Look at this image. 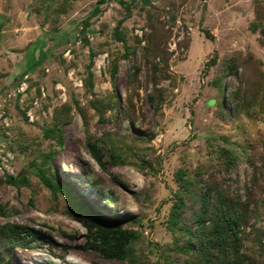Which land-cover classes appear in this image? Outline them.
<instances>
[{
  "label": "rangeland",
  "instance_id": "rangeland-1",
  "mask_svg": "<svg viewBox=\"0 0 264 264\" xmlns=\"http://www.w3.org/2000/svg\"><path fill=\"white\" fill-rule=\"evenodd\" d=\"M41 2L0 0V224L28 225L45 240L8 251L0 240V257L176 264L187 237L167 217L182 169L241 198V251L247 264H264V0H102L94 13L96 0ZM219 77L221 107L211 84ZM38 165L139 232L131 260L82 246L84 226Z\"/></svg>",
  "mask_w": 264,
  "mask_h": 264
},
{
  "label": "trees",
  "instance_id": "trees-1",
  "mask_svg": "<svg viewBox=\"0 0 264 264\" xmlns=\"http://www.w3.org/2000/svg\"><path fill=\"white\" fill-rule=\"evenodd\" d=\"M41 5H50L49 0H40ZM90 13H94L97 3ZM145 2L146 0H142ZM64 2V0H63ZM61 2L59 7H63ZM53 9H55L53 7ZM56 10V9H55ZM87 20L83 19L82 25H86ZM254 23L250 22V28ZM206 36H210L207 29H202ZM114 33L119 37L117 30ZM215 62L213 53L203 62L202 73L205 69ZM228 70L231 67L228 66ZM221 98L216 100L218 106H222V82L219 79L211 80ZM215 101V98L210 99ZM55 142L61 143V134L54 135ZM87 147L96 160L102 166L101 154L94 142H86ZM54 149L44 153V159H49L54 154ZM224 150L226 161L231 160L228 151ZM233 162V161H231ZM226 162V163H231ZM184 170L176 171V178L179 179L180 190H176V204L172 206L167 217L168 227L178 228L186 234V239L181 244V248L187 251L185 257L181 258L176 264H247V256L241 251V238L239 235V225L243 219V201L234 193L226 189L214 186L203 181H198L192 177H182ZM36 172L40 180L52 191H58L65 200V211L85 228V240L83 247H91L100 258L118 260H131V244L139 237V232L134 229L126 228L118 218L108 217L100 210L89 204L82 196L73 192L64 181L57 175H48L45 168L41 165L36 167ZM5 179L14 183L19 179L18 176L7 174ZM22 181L24 176L20 177ZM185 199V200H184ZM183 206L186 208V215H183ZM187 222H186V220ZM180 224H177L179 223ZM182 223V224H181ZM43 239L44 236L28 225L12 223L6 221L0 224V240L7 251L15 244L25 246L29 240ZM0 264H9L7 259L0 257ZM92 264H97L92 260Z\"/></svg>",
  "mask_w": 264,
  "mask_h": 264
}]
</instances>
